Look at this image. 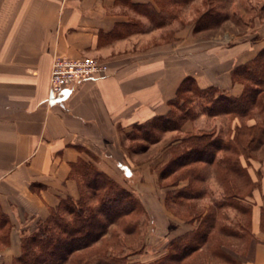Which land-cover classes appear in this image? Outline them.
Masks as SVG:
<instances>
[{
    "label": "crops",
    "instance_id": "0c3cea01",
    "mask_svg": "<svg viewBox=\"0 0 264 264\" xmlns=\"http://www.w3.org/2000/svg\"><path fill=\"white\" fill-rule=\"evenodd\" d=\"M202 2L194 0L178 19L154 28L133 8L154 0H0V213L8 220L0 227V264L21 256L22 237L61 201L78 199L72 166L80 160L114 180L127 166L138 179L127 189L146 212L158 214L159 233L183 229L165 200L154 197L149 151L130 155L124 142L134 125L168 114L187 78L200 89L242 95L232 74L264 49V24L243 36H215L216 29L195 33ZM187 7L193 16L183 25ZM56 57H90L109 70L49 101ZM251 201L257 244L253 259L243 264H264V187L254 190Z\"/></svg>",
    "mask_w": 264,
    "mask_h": 264
},
{
    "label": "trees",
    "instance_id": "16d2710c",
    "mask_svg": "<svg viewBox=\"0 0 264 264\" xmlns=\"http://www.w3.org/2000/svg\"><path fill=\"white\" fill-rule=\"evenodd\" d=\"M193 1L154 0V5H134L133 8L148 17L152 27L160 28L178 19L180 10ZM216 1L217 13L212 12L214 8L201 14L197 11L193 21L195 33L216 29L232 19L238 24L234 14L226 8L231 0ZM232 78L243 86L240 97L229 96L213 87L200 89L192 78H187L175 99L169 103L167 115L133 127L142 137L143 144L135 147V150L139 148L137 151L134 150L140 153L160 141L157 133L181 132L186 120L191 118L190 110L184 112L183 118H176L171 108L175 107L179 98L183 100L181 96L185 93L197 94L208 100L202 108V115L227 117L238 122L225 136L221 133H202L169 145L170 159L158 171L159 187H162L160 182L170 178L176 179L171 187H179L177 184L184 177L189 179L186 187L167 190L165 202L170 210L178 206L193 214L186 222L193 228L168 241L163 255L143 263L131 261L128 255L121 256L115 252V249L122 248V238L128 246L138 241L139 227L133 225V220L136 221L138 214H146L143 205L134 193L93 164L80 160L72 166V176L79 187L78 199L61 201L34 232L24 235L21 256L13 264H204V256L201 257L204 253L213 263L243 264L251 261L257 240L252 233L253 204L249 200L261 182L252 180L242 164V158L249 160L264 147V49L253 61L235 69ZM249 121L254 124L249 125ZM127 138L135 141L138 137ZM211 173L222 183L223 199L213 203L204 213L198 211L194 204L205 196L204 189L195 188L193 183L204 185ZM227 209L249 216V229L244 224L239 229L237 225L225 224L220 214ZM125 220L127 223L124 225ZM195 221L197 224L193 225ZM7 223V218L0 213V227ZM112 226L116 229L111 231ZM110 231L111 238L108 239L106 236ZM246 235L250 239L244 248L248 250V256L242 253L235 255L231 249L233 241H241Z\"/></svg>",
    "mask_w": 264,
    "mask_h": 264
},
{
    "label": "rangeland",
    "instance_id": "374dc122",
    "mask_svg": "<svg viewBox=\"0 0 264 264\" xmlns=\"http://www.w3.org/2000/svg\"><path fill=\"white\" fill-rule=\"evenodd\" d=\"M194 7V6H193ZM193 7H187L185 14L182 15L183 17V25L193 16ZM218 5L216 0H203L201 6H199L198 11L200 14L207 11L209 8H214L212 12L217 13L216 10ZM228 7L229 13L234 14V18L238 21V26H236L235 21L226 22L223 26L217 27L216 30L213 32L215 36L222 33H230L235 36H243L248 34H253L257 32L262 25L264 24V0H231L230 4L226 5ZM234 22V23H232ZM217 34V35H216ZM232 37V36H231ZM230 37V38H231ZM183 100L180 98L175 102V107L171 108L173 116L176 118H183L184 112L190 110L191 118L186 120V124L184 128L180 131H172L165 134H156V137L160 138V141L156 144L149 145L147 151L150 153L151 158V169L155 176V189L156 195H154L157 199H164L166 197L167 190L177 189L179 187H186L189 184V179L186 177L182 178L181 181L177 184L179 187H171V184L176 181L175 178L167 179L166 181L160 182L161 186L159 187V178H158V171H160L166 163L170 159L171 149H169V145L173 142L189 137L191 135H200L202 133L209 134V133H221L225 136L226 132H229L235 128L234 123L236 121H232L227 117H219V118H205L202 117V108L208 104V100H204L197 96V94L185 93L181 96ZM237 125V124H235ZM137 136V140H128L127 137L130 136ZM142 138V137H141ZM140 134H138L133 129L126 134L127 142H124V145L127 146L128 154H136L140 153L134 152L135 147H139L143 144L141 142ZM142 143V144H141ZM134 147V149H132ZM167 148V149H166ZM137 149V148H136ZM139 149V148H138ZM137 149V150H138ZM135 150V151H137ZM143 153V152H141ZM242 164L247 168V172L249 176L255 178L256 181L261 182V187H264V147L255 155L253 154L252 158L249 160L244 157L242 158ZM124 170V171H123ZM120 176L118 180H115L119 183L122 187L127 188V186L136 185L138 183V179L133 176L132 172L128 169L127 166H123L120 168ZM123 173L121 174V172ZM253 180V179H252ZM193 186L198 189H204L205 196L202 199L196 200L194 202L196 209L200 212H204L207 208L211 207L213 203L221 202L223 199V187L222 183H219L213 173L208 175V178L204 185H199L197 183H193ZM165 202V201H164ZM249 202H252L249 200ZM166 204V202H165ZM166 207L169 212L172 213L175 220H180L184 222L183 229L178 230L177 232L174 231V227L165 228L163 233H159L160 227V219L158 214H155L152 211L146 212L145 207L143 214H138L135 219L134 224L138 230V241L133 243L131 246H128L126 242L123 240V235H121L122 239L121 242L123 243L122 248L115 249V252H118V255L126 256L128 255L129 260L131 261H139L143 263H148L154 259H157L161 255L164 254V247L171 239L178 237L180 235L185 234L186 232L192 230V225H189L187 220H190L193 217V214L186 213L184 208L181 207H173L174 210H170L166 204ZM168 212V213H169ZM170 214V213H169ZM171 215V216H172ZM195 215V214H194ZM170 216L171 219H174ZM222 218H224L225 224L236 226L239 229L241 225H245L248 229L249 225V216H242L238 214L234 210H223L220 214ZM166 217H162V221L166 224L167 221ZM125 220L124 225L127 223ZM178 221V222H180ZM239 222V223H238ZM197 221L193 223L196 225ZM174 226V225H173ZM116 229V226L111 227V231ZM247 229V231H248ZM111 231L106 236L108 239L111 238ZM137 237H135L136 239ZM249 235H246L241 241H233L231 249L233 250L234 254L239 253L242 255H247L248 250H244L245 245L249 242ZM247 241V242H246ZM247 247V245H246ZM110 249V248H109ZM245 251V252H244ZM204 253L201 257H203L204 264H221V263H213L211 260L205 256ZM248 256V255H247ZM202 263V261H201Z\"/></svg>",
    "mask_w": 264,
    "mask_h": 264
},
{
    "label": "built area",
    "instance_id": "2783aa9c",
    "mask_svg": "<svg viewBox=\"0 0 264 264\" xmlns=\"http://www.w3.org/2000/svg\"><path fill=\"white\" fill-rule=\"evenodd\" d=\"M108 70L107 64L94 58L56 57L52 63L48 100L59 99L70 88L78 86L88 79L105 76Z\"/></svg>",
    "mask_w": 264,
    "mask_h": 264
}]
</instances>
